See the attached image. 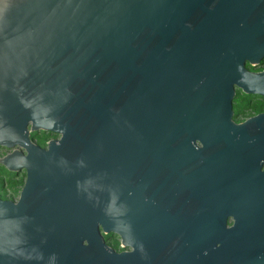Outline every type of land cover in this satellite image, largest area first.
<instances>
[{"label":"water","instance_id":"95a60500","mask_svg":"<svg viewBox=\"0 0 264 264\" xmlns=\"http://www.w3.org/2000/svg\"><path fill=\"white\" fill-rule=\"evenodd\" d=\"M263 55L264 0H0V264H264Z\"/></svg>","mask_w":264,"mask_h":264},{"label":"flooded vegetation","instance_id":"af4514ba","mask_svg":"<svg viewBox=\"0 0 264 264\" xmlns=\"http://www.w3.org/2000/svg\"><path fill=\"white\" fill-rule=\"evenodd\" d=\"M243 67L247 72L260 73L264 71V55L259 58L257 63H251L248 59L243 62ZM232 117L230 119L234 124H241L245 120L254 117L260 113H264V95L246 94L242 90L234 87V96L231 100ZM59 135L52 134L44 131H33L30 134L31 141L41 149L48 148L50 140L59 139ZM195 145L199 148L203 147L202 143L195 139ZM11 150L4 147L0 148V157L5 155ZM264 158V156H263ZM260 172H264V161L259 168ZM27 174L24 169L8 170L0 165V199L17 202L20 198L21 191L26 183ZM235 219L233 215H226L225 229L233 227ZM98 232L103 244L112 248L113 253H122L124 251L131 252L133 248L129 245H122V236L112 230L105 232L102 226L98 225ZM83 244L86 245L87 241L84 240ZM220 243L216 244L219 247ZM264 253V249L262 251Z\"/></svg>","mask_w":264,"mask_h":264}]
</instances>
